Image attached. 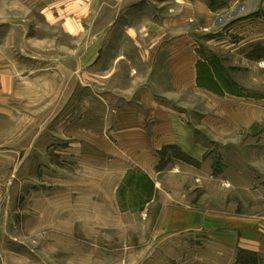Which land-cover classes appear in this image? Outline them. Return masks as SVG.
<instances>
[{"label": "rangeland", "instance_id": "obj_1", "mask_svg": "<svg viewBox=\"0 0 264 264\" xmlns=\"http://www.w3.org/2000/svg\"><path fill=\"white\" fill-rule=\"evenodd\" d=\"M262 2L250 1L254 11L235 22L264 15ZM181 6L0 0V49L12 78L0 96V264H216L215 252H238L235 264L251 258L240 236L251 228L264 237V122L214 133L210 123L224 116L209 98L171 87L173 69L161 61L186 43V55L206 58L199 74L215 71L219 93H241L225 60L231 22L209 34L188 17L178 28L171 19ZM145 91L185 120L199 158L176 145L115 143V108L140 105Z\"/></svg>", "mask_w": 264, "mask_h": 264}, {"label": "crops", "instance_id": "obj_2", "mask_svg": "<svg viewBox=\"0 0 264 264\" xmlns=\"http://www.w3.org/2000/svg\"><path fill=\"white\" fill-rule=\"evenodd\" d=\"M182 1L183 10L178 12L179 15L174 17L175 19H171V25L185 28L187 18L192 17L195 20L194 29L211 34L218 33L222 24L231 22L224 29L226 37L224 47L228 54L225 60L229 65L227 72L232 79L230 81L235 83L232 87L237 85L241 93H230L225 89L219 93L215 71L213 72L210 67L209 72L199 74L196 66L207 63L206 58L191 56V53L186 55V43L182 45L183 52L179 56L165 57L161 61L163 65L169 67L168 70L173 69L174 78L170 82L171 87L179 91L191 89L199 97L209 98V103L212 108L214 107L216 115L220 113L224 116V120L216 117L210 123L214 133L218 134L220 129H225L226 134L229 135L239 129L245 130L253 123L264 122V56L260 55L264 51V15L235 22V19L248 16V13L254 11L257 5L249 7V2H255V0H226L225 6L221 8L216 7L212 0ZM262 1L261 5L264 6V0ZM206 41H208L205 42L207 47L215 49L212 40ZM254 55L260 56L254 59L252 58ZM234 68L237 70L231 72ZM11 79L8 56L0 49V81L4 86L0 89V96L6 93ZM207 81L209 86L206 85ZM138 97H140V105L132 103V105H120L115 108L116 120L113 126L115 143L142 146L176 145L193 158H199L200 141H196L197 139L193 137L185 120L175 116L174 112L163 104L157 103L146 91L141 92ZM147 121L150 124L147 125ZM103 132V137L106 138ZM229 221L233 226L251 223L246 219ZM195 222L199 220L195 219ZM243 228L246 229V226ZM240 239V247L254 251L247 252L253 261L242 259V263L264 264V237L256 235L251 228H247ZM237 253L215 252L216 264H235L239 260Z\"/></svg>", "mask_w": 264, "mask_h": 264}, {"label": "trees", "instance_id": "obj_3", "mask_svg": "<svg viewBox=\"0 0 264 264\" xmlns=\"http://www.w3.org/2000/svg\"><path fill=\"white\" fill-rule=\"evenodd\" d=\"M222 87H223V86H222ZM225 88H226V87H225ZM220 92H222V91H220ZM248 261H253V260H252V258H248Z\"/></svg>", "mask_w": 264, "mask_h": 264}]
</instances>
